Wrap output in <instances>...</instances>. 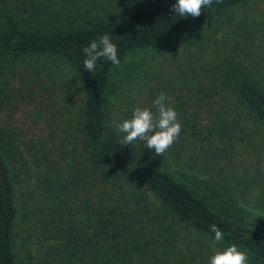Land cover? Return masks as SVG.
Returning a JSON list of instances; mask_svg holds the SVG:
<instances>
[{"label": "trees", "instance_id": "1", "mask_svg": "<svg viewBox=\"0 0 264 264\" xmlns=\"http://www.w3.org/2000/svg\"><path fill=\"white\" fill-rule=\"evenodd\" d=\"M248 1L213 0L192 18L173 10L176 0H114L82 20L45 0H0V113L19 107L15 74H34L26 101L53 95L51 79L38 78V59L68 64L84 88L75 111L65 96L56 109L41 97L29 109L30 136L4 117L0 123V264H21L19 237L33 264H208L214 244H236L249 264H264V227L248 224L235 176L248 168L234 161L245 151L264 158V44L200 66L207 80L182 92L175 107L182 130L162 156L140 141L119 143L109 111L117 66L101 59L91 73L83 65V48L104 34L121 62ZM191 69L196 77L198 67Z\"/></svg>", "mask_w": 264, "mask_h": 264}, {"label": "rangeland", "instance_id": "2", "mask_svg": "<svg viewBox=\"0 0 264 264\" xmlns=\"http://www.w3.org/2000/svg\"><path fill=\"white\" fill-rule=\"evenodd\" d=\"M45 1L64 12H76L82 20H88L93 14L101 15L100 9L114 0ZM122 1L125 2V0H117L120 4ZM257 41L264 44V0H249L228 10L216 21L188 25L171 37L127 56L113 72L114 89H112L109 106L112 126L122 123L129 108L151 107L155 113L153 102L161 92L171 97L174 102L172 106L175 108L180 103L179 98L182 92L187 94L194 84L198 85L199 82L207 80L200 66L210 64L211 59H220L221 55H233L235 52H241L242 57H247L245 51ZM38 61L39 70L43 71L38 78L45 75L46 78L51 79L48 82L55 84L51 87L53 95L49 97L48 93L42 92L41 95L37 92L36 98L27 96L29 102L26 101L23 99L27 95L25 89L31 87L28 84L34 83L30 77L34 74H31L29 79L21 73L15 74L11 77V87L14 103H18L19 107L6 109L4 116L0 113V123L5 119L9 124L17 123L24 128L28 136L31 135L28 130L29 109L39 104L41 97H47L45 101L49 103L55 100L53 108L56 109L63 107L64 102L61 100L65 96L67 104L70 103L72 110L75 111L81 105L84 96L82 81L72 67L56 60L38 59ZM193 65L198 67L196 77L192 76ZM188 80H191L193 84L187 83ZM36 83L34 85L38 88L39 84ZM56 118L60 120L59 116ZM129 146L131 144L125 145V149ZM261 158L258 154L245 151L235 155L234 161L248 168L246 172L237 169L235 174L238 178V190L244 192L246 196L242 204L250 212L248 224L264 227V158L263 160ZM76 204L78 201L71 202V206ZM21 227L23 236L26 227L25 219ZM36 238V236H30V242L36 241ZM22 241L23 237H19L16 246L17 258L21 264H33L32 257L21 244ZM37 245L39 243H33L32 246L36 249Z\"/></svg>", "mask_w": 264, "mask_h": 264}, {"label": "clouds", "instance_id": "3", "mask_svg": "<svg viewBox=\"0 0 264 264\" xmlns=\"http://www.w3.org/2000/svg\"><path fill=\"white\" fill-rule=\"evenodd\" d=\"M216 2L220 3L221 0ZM212 4L213 0H176L172 7L180 17L196 18L203 8L211 7ZM83 52L84 69L91 73L95 72L96 63L101 59H106L117 67L120 65L117 45L107 34L102 35L98 40H93L83 48ZM172 103L174 102L171 97L161 92L153 102L155 113L150 108L136 106L132 117L117 125V130L123 134L119 143L133 145L135 141H140L149 150L154 149L156 156H162L179 138L182 130L178 113ZM211 231L215 233L216 242L224 240V234L216 225L211 226ZM208 264H249L248 254L236 244L223 248H216L214 244Z\"/></svg>", "mask_w": 264, "mask_h": 264}]
</instances>
